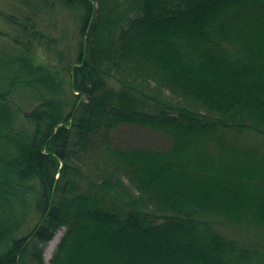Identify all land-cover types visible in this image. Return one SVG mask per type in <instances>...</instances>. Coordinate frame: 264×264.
<instances>
[{"label":"trees","instance_id":"16d2710c","mask_svg":"<svg viewBox=\"0 0 264 264\" xmlns=\"http://www.w3.org/2000/svg\"><path fill=\"white\" fill-rule=\"evenodd\" d=\"M14 1L0 264H264V0Z\"/></svg>","mask_w":264,"mask_h":264},{"label":"rangeland","instance_id":"374dc122","mask_svg":"<svg viewBox=\"0 0 264 264\" xmlns=\"http://www.w3.org/2000/svg\"><path fill=\"white\" fill-rule=\"evenodd\" d=\"M18 2L14 0H0V10L12 13H18ZM1 21V20H0ZM73 24L72 20L67 19V24ZM70 28V27H69ZM0 29L3 31H7L5 24L0 23ZM8 40V39H5ZM0 42H3V39H0ZM71 42V43H70ZM75 44L74 39L69 36L67 38L66 45ZM66 47V46H65ZM111 142L115 145L121 146H147L154 148H167L172 143V138L164 131L152 129L148 126L138 125V124H130V123H121L117 125L114 129H112L110 133ZM64 228L59 229L56 234H62ZM54 239V238H53ZM52 239V240H53ZM50 240L46 243L43 250V258L45 260V250ZM59 241V240H58Z\"/></svg>","mask_w":264,"mask_h":264},{"label":"bare ground","instance_id":"6f19581e","mask_svg":"<svg viewBox=\"0 0 264 264\" xmlns=\"http://www.w3.org/2000/svg\"><path fill=\"white\" fill-rule=\"evenodd\" d=\"M59 238H60V234H58V235L56 234L54 239L47 246V248L45 250V260L49 259L50 256L52 255L53 250H54Z\"/></svg>","mask_w":264,"mask_h":264},{"label":"water","instance_id":"95a60500","mask_svg":"<svg viewBox=\"0 0 264 264\" xmlns=\"http://www.w3.org/2000/svg\"><path fill=\"white\" fill-rule=\"evenodd\" d=\"M50 259V258H49ZM49 259L46 260V263H48Z\"/></svg>","mask_w":264,"mask_h":264}]
</instances>
